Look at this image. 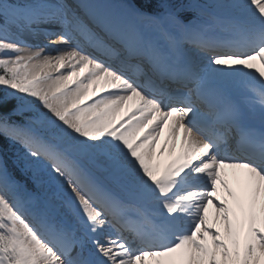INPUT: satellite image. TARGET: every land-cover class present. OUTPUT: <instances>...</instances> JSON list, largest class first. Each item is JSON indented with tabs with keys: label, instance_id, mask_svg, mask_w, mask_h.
I'll use <instances>...</instances> for the list:
<instances>
[{
	"label": "snow or ice",
	"instance_id": "obj_1",
	"mask_svg": "<svg viewBox=\"0 0 264 264\" xmlns=\"http://www.w3.org/2000/svg\"><path fill=\"white\" fill-rule=\"evenodd\" d=\"M0 264H264V0H0Z\"/></svg>",
	"mask_w": 264,
	"mask_h": 264
},
{
	"label": "bare ground",
	"instance_id": "obj_2",
	"mask_svg": "<svg viewBox=\"0 0 264 264\" xmlns=\"http://www.w3.org/2000/svg\"><path fill=\"white\" fill-rule=\"evenodd\" d=\"M121 114H122V113H121ZM163 139H164V136L162 135V136H161V141H160V142H163ZM158 147H159V144H158ZM224 171H225L226 173H228L227 178L229 179L230 183H232V182H233V176H232V171H233V170L225 169ZM233 187L236 188L237 191H239V188H237L235 184H233ZM209 211H210V214H211V213H212L211 208L209 209Z\"/></svg>",
	"mask_w": 264,
	"mask_h": 264
}]
</instances>
